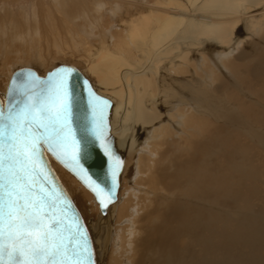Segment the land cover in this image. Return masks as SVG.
<instances>
[{"label":"bare ground","instance_id":"bare-ground-1","mask_svg":"<svg viewBox=\"0 0 264 264\" xmlns=\"http://www.w3.org/2000/svg\"><path fill=\"white\" fill-rule=\"evenodd\" d=\"M19 1L0 0V92L63 63L111 100L105 216L51 159L96 263L264 264V0Z\"/></svg>","mask_w":264,"mask_h":264},{"label":"snow or ice","instance_id":"snow-or-ice-1","mask_svg":"<svg viewBox=\"0 0 264 264\" xmlns=\"http://www.w3.org/2000/svg\"><path fill=\"white\" fill-rule=\"evenodd\" d=\"M74 71L57 67L43 79L21 72L11 82L8 102L0 104V264H94L87 230L42 155L46 148L69 166L101 211L111 202L121 162L102 140L103 125L96 119L97 107L107 102L89 94V132L101 141L110 186L81 164L87 148L72 128Z\"/></svg>","mask_w":264,"mask_h":264},{"label":"water","instance_id":"water-1","mask_svg":"<svg viewBox=\"0 0 264 264\" xmlns=\"http://www.w3.org/2000/svg\"><path fill=\"white\" fill-rule=\"evenodd\" d=\"M61 66H67L72 69H74V74L71 79L72 84V96H73V107H72V128L73 131L76 133V137L78 140L86 141V148H87V154L84 155L81 159V164L84 166L85 169L88 170L90 175L94 179L106 181L108 185L110 186V181L107 180V168H108V160L104 155V152L102 151L100 147L101 141H97L95 137L89 132V129L91 128L90 121L92 120V113L89 108V94L94 93L97 97L101 98L103 101H106L107 103L101 106L97 107L96 111V119L102 123L103 125V133L102 140L106 139L107 142L111 145L112 151L114 152L115 156L119 158L120 164L118 167L117 172V187L115 189L114 197L112 198L111 202L107 204L106 208L101 211L98 202L95 200V195L92 193L87 187L84 186V184L74 175L72 170L69 166H66L64 162H62L60 159L57 158L52 152L48 151L46 148L43 149L42 155H43V161L47 165V168L49 172L51 173V177L55 180L56 185H58L64 192L67 193L68 198L71 200L73 205V211L77 212L81 218V222L83 227L87 230V234L90 237V247L92 250L93 255V262L96 263V253H95V244L93 242L89 227L83 217L81 216L80 211L78 210L77 206L75 205L73 199L65 189L64 185L61 183L60 179L58 178L57 174L55 173L52 164L51 159L57 162L63 169H65L67 172H69L75 179H77L93 196L95 202L98 205V209L102 216H105L107 208L112 205L116 198L118 193V176L122 168V164L124 161L123 153L117 149L116 145V139L113 136L111 132L110 127V114H111V100L109 97L100 94L95 87L91 84L89 79H87L75 66L68 65V64H58L51 69L45 71L43 74H40L35 69L27 66H22L15 68L6 85V88L3 92V97L0 96V104H6L8 102V89L11 86V82L14 78V76L18 77L21 72H27L28 70H31L34 72L37 76L40 78H46L47 74L52 71L53 69ZM19 83V79L17 80ZM85 82H87V86L85 85ZM103 109V116L101 119L100 115V108Z\"/></svg>","mask_w":264,"mask_h":264},{"label":"rangeland","instance_id":"rangeland-1","mask_svg":"<svg viewBox=\"0 0 264 264\" xmlns=\"http://www.w3.org/2000/svg\"><path fill=\"white\" fill-rule=\"evenodd\" d=\"M33 0H21V1H19L18 3H15V4H9V5H13L14 7L15 6H23V8L25 7L26 8V6H29V4L32 2ZM28 3V4H27ZM27 4V5H26ZM0 5H1V3H0ZM9 53H10V55L11 56H14V55H16V54H13L12 52H10L9 51ZM58 63H60V62H57L56 64H58ZM17 65V64H16ZM17 66H20V64L19 65H17ZM32 68H35V70H39V71H42V70H40V69H38V68H36V67H32ZM46 69V68H45ZM0 96H1V98H2V96H3V92L1 93L0 92ZM55 162V161H54ZM56 163V162H55ZM57 164V163H56ZM60 166V165H59ZM61 167V166H60ZM67 172V171H66Z\"/></svg>","mask_w":264,"mask_h":264}]
</instances>
